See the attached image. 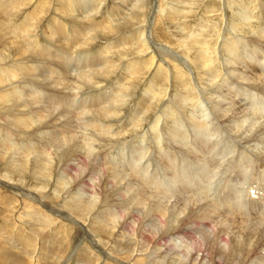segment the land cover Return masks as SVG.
<instances>
[{
    "label": "bare ground",
    "instance_id": "6f19581e",
    "mask_svg": "<svg viewBox=\"0 0 264 264\" xmlns=\"http://www.w3.org/2000/svg\"><path fill=\"white\" fill-rule=\"evenodd\" d=\"M101 1L0 0V45L8 46L0 48V131L12 139L0 135V183L23 196L9 234L0 216V243L12 248L0 249V263L60 262L70 233L62 232L63 225L51 232L49 224L69 218L82 226L86 244L98 250L91 257L75 250L77 262L85 257L89 264H264V0H229L228 9L212 10L211 19H222V26H213L214 34L208 36L199 30L187 36L181 30L182 14L187 17L184 0L180 6L173 0H139L128 17L127 4H109L98 19ZM168 9L176 10L174 18L167 19ZM122 14L126 18L113 24ZM176 20L178 30L172 31ZM125 27L128 33L106 39L93 52L87 48L96 37H111ZM40 30L42 39L37 37ZM195 51L202 56L189 53ZM209 63L221 70L215 73ZM180 78L185 87L181 82L176 89L173 81ZM69 93L71 97L64 96ZM130 103L136 104L134 113L126 111L131 119L118 122ZM155 109L154 123L150 117ZM164 114L172 115L173 126L166 133L170 141L162 146L159 133L164 130L152 125ZM147 124L160 142L159 156L166 158L162 172L169 176L163 177L168 187L140 174V182L117 177L116 169L106 168L108 161H101L102 166L87 161L97 155L101 142L123 143L134 127ZM176 136L180 141L173 143ZM136 140L124 151V164L133 160L134 167L123 168L134 175L141 169L148 172L139 161L149 150L143 144L131 148ZM40 141L48 148L40 150ZM49 179L51 190L44 181ZM203 180L211 189L220 188L208 193ZM134 184L145 187L138 190ZM175 186L184 187L179 192L186 195L174 192ZM109 193L117 207L112 213L103 207L95 226L87 222ZM206 197L205 203L200 201ZM31 207L40 228L21 214ZM130 218L127 236L116 235L115 229ZM96 256L109 258L98 261Z\"/></svg>",
    "mask_w": 264,
    "mask_h": 264
},
{
    "label": "rangeland",
    "instance_id": "374dc122",
    "mask_svg": "<svg viewBox=\"0 0 264 264\" xmlns=\"http://www.w3.org/2000/svg\"><path fill=\"white\" fill-rule=\"evenodd\" d=\"M112 1V2H111ZM132 1V2H131ZM136 1V2H135ZM182 1V0H181ZM186 1V3H184ZM217 1L218 0H215V1H212V0H184V2L182 3V5H184L185 6V8H187V17H186V15L185 14H182L183 15V19H182V21H181V24L179 25L180 26V28H181V30H185L184 32L186 33V35L188 36V33H189V31L190 30H192V31H196L197 32V34H198V32L199 31H201V33H202V31H203V33L204 34H206L207 36H208V33L211 31V33L210 34H214L213 33V26H215V25H217V26H219V27H221L222 25V19H220V20H212L211 19V16H212V14H211V11L213 10V11H215V9H218V12L220 11V9H228V5H229V0H220V3H219V5H218V3H217ZM235 1V0H234ZM252 1H257V0H252ZM116 2V3H115ZM173 2L174 3H179V4H176L177 6H180L181 5V3H180V0H173ZM216 2V3H215ZM240 2V1H239ZM97 3V2H96ZM100 4H98V8L97 9H99L100 7V9L99 10H97L98 11V13H97V15H98V19H100V18H102L103 16H105L106 14V12H107V10H109L110 8H111V6H113V5H116V4H120V6H123V5H125V4H127L128 5V7H131V9H125V12H127V17L128 16H130V14L132 13V11H134V9H136V7H137V5L139 4V0H130V2H126V1H124V0H103V1H101V2H99ZM102 4H105V5H102ZM111 6H110V5ZM113 4V5H112ZM135 5V6H134ZM103 6V7H102ZM133 6V7H132ZM211 7V8H210ZM104 8V9H103ZM109 8V9H108ZM103 9V10H102ZM51 10V9H50ZM128 10V11H127ZM131 10V11H130ZM103 11H104V13H103ZM168 15H167V19H172V18H174L173 16L171 17V15H176L175 13H176V10H171V9H168ZM99 12H102L101 13V15H100V13ZM229 12V11H228ZM232 14V12L230 11L229 12V14ZM48 15H50V12L47 14V16ZM52 15V14H51ZM122 16H126V14H122L121 16L120 15H117V17H115L114 19H112V23L114 24V23H116V22H120L121 20L123 21L125 18L124 17H122ZM189 16H190V18H189ZM122 17V18H121ZM170 17V18H169ZM124 18V19H123ZM70 20H72V19H70ZM69 20V23L71 22ZM113 21H115V22H113ZM173 22V23H172ZM174 22L175 21H171V23L172 24H174ZM183 22H184V24H183ZM73 22H71L70 24H72ZM206 23H209V24H207V26L208 27H206V29H205V24ZM224 23H225V21H224ZM176 24H178V22H177V20H176V22H175V24L170 28L172 31H174L173 29L175 28V30L177 31L178 29L175 27L176 26ZM186 24V25H185ZM159 25H161L162 27H164V29H165V33H168L169 34V30H167V25L166 24H163V22L162 21H159ZM184 26H186V27H184ZM38 28L39 29H42L43 27H42V25H39L38 26ZM183 28V29H182ZM131 30H132V28H131ZM199 30V31H198ZM98 33L100 32L99 31V29H97L96 30ZM130 31V29H129V27H125L123 30H122V32H119V33H117V34H115V35H111V37H107V38H103V37H96L95 38V40H91V42L93 43H90V45L87 47L88 49H89V51L90 52H93V51H95V50H97V48L101 45V46H103L105 43H107V40H110V39H113V37L115 38V37H118L119 35H121L122 33H128V32ZM93 31L91 30L90 31V33H89V36H92V33ZM42 32H41V30L39 31V33L37 34V37L38 38H41L42 39V37H43V35L41 34ZM176 32H174V34H175ZM200 33V32H199ZM202 33V34H203ZM101 34V33H100ZM173 34V35H174ZM167 35V34H166ZM109 38V39H108ZM97 39V40H96ZM101 39V40H100ZM107 39V40H106ZM105 42V43H104ZM192 42V41H191ZM99 44V45H98ZM96 46V47H94V46ZM98 46V47H97ZM100 46V47H101ZM2 47V49H4V50H6L7 48H8V46L7 45H5V48H3V46H1L0 45V48ZM99 47V48H100ZM34 48V47H33ZM195 48H197V47H195ZM198 48H201V47H198ZM197 48V49H198ZM94 49V50H93ZM1 51V50H0ZM73 53H74V51H73ZM189 53H192V56H194L195 58H199L200 56H202V54L199 52V51H195L194 53L193 52H189ZM215 54H217V55H215ZM214 54V57H215V59L220 63V64H222V62H223V58H222V56H221V54L220 53H218V52H216ZM187 56V55H186ZM189 56V55H188ZM190 57V56H189ZM114 60H116L115 61V63L117 62V63H119L120 62V60L116 57V58H114ZM212 60H213V58H212ZM180 63H182L183 65H185V66H187V67H189V65H186V63L185 62H180ZM202 63V62H201ZM210 64V63H209ZM210 66H211V68H213V70H214V72L216 73L218 70H221V69H219V67L217 68L216 67V70H215V67H214V65L212 64H210ZM120 67H121V65H120ZM199 68V67H198ZM197 68V69H198ZM222 68V67H221ZM185 69V68H184ZM145 70V71H144ZM141 74H146V72H147V70H146V68H142V70H141ZM144 72V73H143ZM181 79V78H180ZM157 80H159V78L157 77V79H156V81ZM181 82L183 83V81H182V79L181 80H178V79H174V81H173V84H174V86L175 87H177L176 89H180L183 85H184V87H185V83H183V85L181 84ZM104 84V83H103ZM174 87V88H175ZM108 88V89H107ZM105 91L106 92H110L111 90H110V87H105ZM192 92H194V90L192 91ZM71 95V93H69V95H64L65 97H71L70 96ZM82 96H87L88 95V93L86 94V93H84V94H81ZM59 97H63V96H59ZM133 107V110H131V108ZM135 108H136V104H131L130 103V106L128 105V107L126 108V110H125V113L122 115V117H121V119L118 121V122H120L121 120L122 121H125V120H130L131 119V117H132V115L130 116V115H128V116H126V114L129 112V111H131L132 113H134V111H135ZM73 109V108H72ZM251 110V109H250ZM126 111H127V113H126ZM177 110L176 109H174L173 110V112L172 113H174L173 114V116H176L177 114H178V112H176ZM159 112V110H157V109H155L152 113V115L153 116H151L150 117V119L155 123L156 121H157V117H155L157 114L156 113H158ZM156 114V115H155ZM155 115V116H154ZM168 115H165L164 114V116L163 115H161V118H160V120H159V125L158 124H155V125H152V127H153V129L155 130H158V129H162V130H164L163 132H161V133H159L160 134V138H161V140H160V142H161V144H162V146L164 145V143H167V141H170V140H168L169 139V137H168V135H166V133H167V129L168 130H170V128L173 126L172 124H171V122H169V120H170V118H173L172 117V115H170L171 117H167ZM168 121V122H167ZM162 123V124H161ZM170 123V124H169ZM112 125H114L115 127H116V124L114 123V122H112ZM158 125V126H157ZM168 125V126H167ZM3 126V125H2ZM164 126H165V128H164ZM170 126V127H169ZM11 127V126H10ZM143 126H141L140 128L139 127H134L133 128V134L130 136V137H128V138H123L122 140H121V142L122 141H124L123 143H118V142H115V141H108V142H106V143H104V142H101V145H100V147L98 148L99 149V151H98V153H97V155H99V157H101L100 159H99V157H97V155L96 156H94V155H92V156H89V157H87L86 159H87V161L89 162V163H91L92 165L93 164H95V163H99L101 166L103 165L102 164V162L101 161H108L107 163L110 165H107L106 166V168H108V169H116L115 171H114V173H115V175L118 177H122V175L123 176H125V175H127V176H125L126 177V179H130V181H134V180H136L137 181V179H138V181H139V179L140 178H138L137 176L139 175L140 177H145V176H147L148 178H152V180H159L160 182H161V184L162 185H164V183H165V186H167L166 184H167V181L166 180H164L165 179V177H167L168 179H169V176L168 175H164L163 174V172H162V169H163V165L165 166V162H166V158H164V154L162 155H160L159 156V154L161 153H159V141H158V138H155L156 136H155V134H153L152 132H153V130L150 132V129L148 130V129H146L147 127H148V124L145 126V128L143 127ZM151 127V128H152ZM155 127V128H154ZM137 128V129H136ZM12 129L13 130H16V128L15 127H12ZM146 129V130H145ZM11 130V129H10ZM12 130V131H13ZM148 130V131H147ZM145 133H147V134H145ZM163 133V134H162ZM138 134V135H137ZM162 134V135H161ZM0 135H2L3 137H5V135H4V133L2 132V131H0ZM134 135V136H133ZM152 135H154V136H152ZM140 136V137H139ZM5 138H7V140L9 139L8 137H5ZM134 138H136L137 140L136 141H131V144H132V146H131V148H133V149H135L134 147H136V146H141V147H143V145L145 146L146 145V149H147V151L149 150V152H147V154H146V156L143 158V160H140L139 162L142 164V161H144V164L146 165L145 167H144V169L145 170H147L148 172H149V174H150V176H149V174H148V172H144V170L143 169H141V171L139 172L138 171V173H136V175H134V174H132V172H125L124 171V165L126 164L127 166H129V167H134L132 164L134 163L133 162V160L130 162H126L125 164H124V160H126V154H127V147H130V146H128V144H129V142H130V140H133ZM141 138V139H140ZM11 139V138H10ZM9 139V140H10ZM12 140V139H11ZM128 140V141H127ZM138 140L140 141V142H138ZM143 140V141H142ZM146 140V141H145ZM152 140H153V142H152ZM177 142H179L180 141V138H178V136H176V139H174L173 140V143H176V141ZM43 141H40V142H38V144L40 145V150L41 149H43L42 147H44V146H47V148H48V145H44V143H42ZM138 144H137V143ZM145 144H144V143ZM116 143H117V145H116ZM125 143V144H124ZM140 143H141V145H140ZM2 142L0 141V147L2 146ZM115 144V145H114ZM143 144V145H142ZM148 144V145H147ZM107 145V146H106ZM110 145H111V147H110ZM114 145V146H113ZM150 145V147H148ZM117 146V147H116ZM134 146V147H133ZM113 147V148H112ZM172 147H175V146H172ZM46 148V149H47ZM103 148V149H102ZM106 148V149H105ZM121 148V149H120ZM101 149V150H100ZM110 149V150H109ZM132 149V150H133ZM151 149V150H150ZM45 150V149H44ZM102 151V152H101ZM105 151H106V153H105ZM124 151H126L125 153L126 154H124ZM172 151H176V150H173L172 149ZM108 152V153H107ZM156 154H155V153ZM150 153V154H149ZM151 153L153 154V155H151ZM159 153V154H158ZM120 154V155H119ZM125 155V157L124 156H122V155ZM110 155V156H109ZM151 155V156H150ZM156 155V156H155ZM115 156V157H114ZM118 156H119V158H118ZM153 156V157H152ZM158 156H159V158H158ZM163 156V157H162ZM108 158H111L110 159V161H109V159ZM125 158V159H124ZM135 158V156L133 157V159ZM147 158V159H146ZM104 159H106V160H104ZM116 159H117V161H116ZM121 161H119V160ZM146 159V160H145ZM98 160V161H97ZM113 160H115V162L113 161ZM122 161H123V163H122ZM163 161V162H162ZM95 162V163H94ZM119 162V163H118ZM152 162V163H151ZM157 164H156V163ZM162 162V163H161ZM111 163V164H110ZM116 163V164H115ZM118 163V164H117ZM113 164V165H112ZM115 164V165H114ZM119 164H120V166H119ZM131 164V165H130ZM150 166H149V165ZM119 166V167H118ZM135 166H136V164H135ZM160 166H162V167H160ZM112 167V168H111ZM116 167V168H115ZM122 167V168H121ZM0 168H1V166H0ZM149 168V169H148ZM153 168V169H152ZM123 169V170H122ZM136 169H140L139 168V166H138V168H137V166H136ZM52 170L54 171V167L52 168ZM153 170V171H152ZM151 171V172H150ZM125 172V173H124ZM143 172V173H142ZM153 172V173H152ZM120 173H123V174H120ZM127 173H129V174H127ZM145 173H147V175L145 174ZM162 173V174H161ZM53 174V173H52ZM121 176H120V175ZM131 174V175H130ZM158 175V176H156V175ZM160 175V176H159ZM163 175V176H162ZM131 178H130V177ZM155 176V177H154ZM165 176V177H164ZM54 177V174L53 175H51V178H53ZM132 177H134V178H132ZM154 177V178H153ZM163 177H164V179H163ZM160 178V179H159ZM162 179V180H161ZM225 179V177L223 178V176H222V182H223V180ZM50 180H51V182H50ZM172 180V179H171ZM46 183H45V185H46V189L47 188H49L50 190H51V186H52V179H49V181L48 180H44ZM164 181V182H163ZM204 181V180H203ZM206 181V180H205ZM204 181V184H206L207 185V187L205 188V190H206V192H208V193H211V191H215L216 190V192L218 191V189L220 188V187H217V188H213V189H211V187H210V184L208 183V182H205ZM48 182H49V185H48ZM140 182V181H139ZM220 181H218V182H215V186L217 185H220L221 184V182L219 183ZM43 183V182H42ZM170 184V183H169ZM43 185V184H42ZM141 185V184H140ZM171 185V184H170ZM50 186V187H49ZM136 186H138V184L137 185H135L134 184V188L135 189H138V190H141L142 189V187L144 188L145 186L143 185V186H138V187H136ZM168 187V186H167ZM172 187V186H171ZM176 188H177V190H173L174 192H178V194L179 195H186V194H181L179 191H181V192H184V187H178V186H175ZM181 188V189H180ZM182 188H183V190H182ZM107 189H110L109 187L107 188ZM186 189V188H185ZM188 189V188H187ZM186 189V190H187ZM195 189V188H194ZM91 190V192L94 194V192H96L95 190L96 189H90ZM209 190V191H208ZM100 191H102V190H100ZM193 192L195 191V190H192ZM105 192V191H104ZM104 192H102V193H104ZM0 196H2V197H4V198H8L7 200H0L1 202H0V211H2L3 209V211L4 212H0V216L2 217H0L1 218V221H3V219H5L3 222H6V223H8L5 227H6V232L5 233H7V234H9V232L10 231H8V230H10L11 228H13V222H12V220L15 218V216L16 215H18V213H20V208H19V206H20V204H19V200H18V198H20V197H23V196H21V195H18L16 192H11L10 191V193L7 191V189H5L4 187H1V183H0ZM12 193V194H11ZM111 193H113V192H111ZM111 193H109L108 194V196L107 195H105V196H107L106 198V202L104 201L103 202V199H102V203H100L99 202V204H97V206H96V210L97 211H94V212H92L91 214H89L88 216H87V222L89 221V223L90 224H92V225H96V223H97V221H96V219H98L99 218V216H101V212L103 211V207H104V209L106 208L107 210H108V212L109 213H112L113 211H110V209L111 208H113L114 206L115 207H117V205H115L117 202H115V197H111V199H110V197H109V195H111ZM187 193H189V191L187 192ZM10 194H11V197L12 196H14V197H16V201L17 202H15V198L14 197H12V198H14V199H12L11 197H10ZM14 194V195H13ZM199 194V193H198ZM198 194H196V196L198 195ZM189 195H193V193L191 192ZM206 195V194H205ZM195 195H193V197H194ZM1 199V198H0ZM12 199V200H11ZM207 199H208V197H206L205 199H202V200H200L201 202H203L204 201V203L207 201ZM14 200V201H13ZM112 200V201H111ZM3 202H6V203H8V202H11V204H10V206H7V207H5V206H2V205H4V203ZM108 202H109V204H108ZM13 203V204H12ZM15 203V204H14ZM112 203V204H111ZM18 204H19V206H18ZM104 204V205H103ZM17 207H15V206ZM101 205V206H100ZM112 205V206H111ZM114 205V206H113ZM110 206V207H109ZM8 207H10V208H8ZM14 208V209H12V208ZM19 208V209H18ZM109 208V209H108ZM6 209H8V210H10V209H12L11 211H7ZM15 209H18L17 211H15ZM25 210L24 211H21V214L23 215V218L26 216V218H24V219H29L28 221H27V223H33V224H35L34 222H33V220H34V218H36L37 216L35 215V214H32L33 212H32V207L28 210V209H26V208H24ZM23 210V209H22ZM31 210V211H30ZM106 210V211H107ZM31 212V214H29L30 212ZM29 212V213H28ZM16 213V214H15ZM27 213V214H26ZM118 213V212H117ZM25 214V215H24ZM94 214H95V217H94ZM97 214V215H96ZM6 215H7V218H6ZM21 215V216H22ZM93 215V216H92ZM125 215V214H124ZM124 215H122V216H124ZM28 216V217H27ZM30 216V217H29ZM36 216V217H35ZM12 217V218H11ZM32 217V218H31ZM97 217V218H96ZM11 220H10V219ZM95 219V220H94ZM31 220H32V222H31ZM65 220V221H64ZM68 220H69V218H68ZM68 220H66V219H64L63 218V221L62 222H60V223H56L55 222V224L54 223H52V224H49V228L51 229H53L54 231H60V226L59 225H63V229L64 230H62V232L63 233H67V232H69L70 233V237H69V239H71L70 241H69V244H68V246H67V250L66 251H64V253L62 254L63 256H62V258H60L59 260H60V262H57V263H55V264H89V259L88 258H85V257H83V258H81V259H79V261L77 262V260L75 259L76 258V254H85L86 255V252H88V254H87V256H89V257H91V255L93 254V252L95 253V251L97 252L98 250L97 249H95V246L93 245H90V244H86L87 242H85V240L86 241H88L89 240V238L88 237H86V235H84V234H82V226H80V227H78L77 226V223L76 222H71V220L70 221H68ZM95 222V223H94ZM127 222L129 223V224H127ZM64 223H68V225H69V227H70V229H69V227H68V225H64ZM70 223V224H69ZM73 225H72V224ZM131 218H130V220L128 219V221H127V219L124 221V223H122V227L121 228H116L115 229V233H116V235L117 234H119V233H121L122 235H124V237H126L127 235L124 233V232H126V231H128V230H130L131 229ZM1 224H2V222H1ZM39 225H43V224H41V223H39ZM38 225V222L34 225V226H37V227H41V226H39ZM71 225V226H70ZM98 225V224H97ZM126 225H127V228H126ZM129 226V227H128ZM3 227H4V225H3ZM9 227V228H8ZM65 227V228H64ZM71 227H74V228H71ZM2 227H0V230H2L1 229ZM46 228H48V227H46ZM52 229H51V232H53L52 231ZM78 229V230H77ZM8 231V232H7ZM121 231V232H120ZM82 234L81 235V238L79 239V236L78 235H80V234ZM83 236H85V237H83ZM78 241V242H77ZM89 242V241H88ZM187 243H189V242H187ZM70 245V246H69ZM84 245V246H83ZM90 245V246H89ZM6 246L7 245H5V243L4 242H2V243H0V249H2V248H6ZM87 246H89V247H87ZM87 247V248H86ZM7 248H9V249H12L11 247H9V246H7ZM73 248H75V249H73ZM84 249V250H83ZM16 250V249H15ZM75 250H81V252H78V253H74V252H76ZM85 252V253H84ZM91 253V254H90ZM98 253V252H97ZM67 254V255H66ZM72 254V259H70L69 258V255H71ZM90 254V255H89ZM65 255V256H64ZM102 255V254H101ZM103 256V255H102ZM107 258H109V257H101V256H96V259L98 260V261H100V260H102V259H104L103 261H106L105 259H107ZM91 259V258H90ZM83 260V261H82ZM83 263H82V262ZM87 261H88V263H87ZM54 261H53V259H47V263L46 264H52ZM77 262V263H76ZM0 264H3V263H0ZM36 264H39L37 261H36ZM43 264V263H42ZM93 264V263H92Z\"/></svg>",
    "mask_w": 264,
    "mask_h": 264
}]
</instances>
